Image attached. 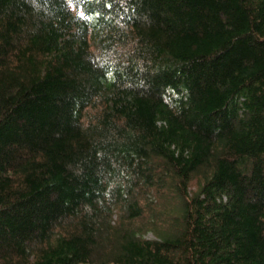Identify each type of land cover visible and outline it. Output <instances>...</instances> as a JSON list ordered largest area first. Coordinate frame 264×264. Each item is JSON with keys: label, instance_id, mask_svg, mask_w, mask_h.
I'll use <instances>...</instances> for the list:
<instances>
[{"label": "trees", "instance_id": "obj_1", "mask_svg": "<svg viewBox=\"0 0 264 264\" xmlns=\"http://www.w3.org/2000/svg\"><path fill=\"white\" fill-rule=\"evenodd\" d=\"M0 264H264V0H0Z\"/></svg>", "mask_w": 264, "mask_h": 264}]
</instances>
